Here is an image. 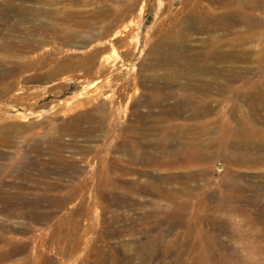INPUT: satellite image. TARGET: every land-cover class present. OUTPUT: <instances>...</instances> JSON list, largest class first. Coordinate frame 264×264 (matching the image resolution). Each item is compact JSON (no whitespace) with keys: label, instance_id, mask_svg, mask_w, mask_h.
Returning a JSON list of instances; mask_svg holds the SVG:
<instances>
[{"label":"rangeland","instance_id":"1","mask_svg":"<svg viewBox=\"0 0 264 264\" xmlns=\"http://www.w3.org/2000/svg\"><path fill=\"white\" fill-rule=\"evenodd\" d=\"M182 2L0 0V264H264V165L214 156L141 175L143 166L117 150L124 140H139L154 151L137 118L159 113L143 105L149 99L188 103L182 122L207 102L214 111L204 119L215 136L225 122L264 129V106L258 112L246 101L264 98L257 94L264 27L252 41L219 47L253 55L210 62L212 72L199 76L213 85L203 99L163 97L162 71L151 66L156 40L180 44L176 33L183 32L190 38L180 52L194 55L209 49L201 40L231 41L244 31L237 24L235 32H199L180 15ZM256 17L264 20V9ZM11 41L40 48L22 47L15 57L3 47ZM36 60L37 67L1 77ZM167 174L178 179L165 184L168 190L187 185L192 193L158 208L146 185ZM136 179L141 187L127 186ZM76 217L78 234L59 231L75 226Z\"/></svg>","mask_w":264,"mask_h":264},{"label":"bare ground","instance_id":"2","mask_svg":"<svg viewBox=\"0 0 264 264\" xmlns=\"http://www.w3.org/2000/svg\"><path fill=\"white\" fill-rule=\"evenodd\" d=\"M205 1L207 4H204L203 0H183L180 9V15L187 16L191 26L197 31L205 32L210 29L216 31L218 28H223L230 32H235L237 24H242L244 26V31L240 33V37L238 36L231 41L226 40L221 42V40L213 38L201 40V44L207 45L209 49L198 52L194 55L180 52V47L183 45L182 43L188 41L190 38L183 32L176 33L179 38H177V40L182 42L180 44L175 41L176 39L172 40L171 37L156 40L153 48H151V55L153 57L151 66L162 71L160 79L164 87L168 89V91L163 94V97L165 98L176 95L179 96V94L186 95L187 93L189 95L192 93L196 98H202V96L205 97L210 92V89H213V85L209 80L204 81L199 78V76L212 72L213 65H211L210 62H216L219 60L223 61L229 58L250 60L253 55L252 51L248 49L242 52H226L220 50L219 47L227 43L232 45V47H236L240 41L246 42L253 40V37L259 33V30L262 27H264V20L256 17V13L259 10L264 9L263 0ZM178 23L179 21L176 22V24ZM158 31L163 34V28H160ZM25 44L23 45L18 42L11 41L4 44L3 47L8 53L12 52L17 54L15 57L19 56L18 53H21L20 51L23 49L22 47H24V52H35L38 48H40L39 43L35 45L32 44V47ZM184 46H186V44ZM187 47L188 43L186 49ZM101 51H103V49H96L93 54L99 55ZM32 62V64L20 62L11 70L5 71V74H2L1 77L8 79L15 73L17 74L20 70H24V68L37 67L40 64L38 60ZM182 79H185V81ZM262 79L264 82V76ZM17 86L18 84L11 83V87L14 88ZM153 86L155 88L153 87L151 91L160 92V86ZM263 91L264 85L263 90L257 92V94H262ZM153 94L154 93H152V95ZM154 95H156V93ZM262 95H260V99L257 96V99L250 96L246 100L247 103L250 104V106H253L254 109L258 110V112L262 110L264 106V98ZM156 99H149V101L147 103H143V105L148 107L150 110L156 107L160 108L158 114H154L152 111H149L146 114L140 113L139 116H137L139 123L142 125V130L145 131L144 133L152 136L150 138H146L147 140L145 141V144L153 148L154 151H148L146 148L144 149V145L139 140H124L117 149L119 152L126 153L129 156V162L143 166V168L136 170L138 174L147 175L149 174L147 169L152 167H162L167 169L174 168L177 165L187 166L201 161H206L214 156H223L226 161L236 164L260 163L264 165V129L259 131L243 125L231 127V125L225 122L223 123L222 134L215 136V134H212L214 133L212 132L213 130L209 127L210 121L204 119L206 115L211 114L214 111L211 105L207 102L202 108L198 109L195 107L196 110L189 115L190 121L182 122L180 121V118L188 103H186L187 105L183 103L185 105L179 104L178 106L166 104L161 105ZM193 105L196 104H189L191 107H193ZM84 119L91 120L92 117L89 118V116L86 115ZM206 135H209V138H206L207 140L204 141L203 137ZM253 137L256 138V140H248V138ZM197 174H192L190 177L195 178ZM176 179L177 176L167 174L162 175L158 179L160 181L159 183L150 182L146 185V187L152 191V195H154V206L158 208L161 207L162 201H169L176 204V199L179 197V194L183 195L184 193L188 195L189 193H192L189 189L190 187L187 185H184L185 187H183L182 192H179V190H168L165 184H170ZM182 180L186 184L189 182L187 179ZM127 184V186L134 189L141 187L138 179L130 181V183ZM81 214L83 213L78 215ZM79 220H76L77 224H75V226H71L68 229L62 228L63 230L59 231L69 234H78L80 229Z\"/></svg>","mask_w":264,"mask_h":264}]
</instances>
